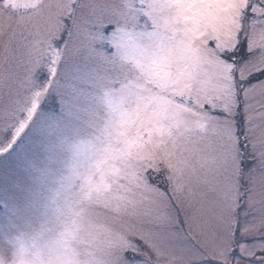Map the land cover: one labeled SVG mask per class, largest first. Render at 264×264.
Here are the masks:
<instances>
[{
  "label": "snow or ice",
  "instance_id": "1",
  "mask_svg": "<svg viewBox=\"0 0 264 264\" xmlns=\"http://www.w3.org/2000/svg\"><path fill=\"white\" fill-rule=\"evenodd\" d=\"M0 18V264H264V0Z\"/></svg>",
  "mask_w": 264,
  "mask_h": 264
},
{
  "label": "rangeland",
  "instance_id": "2",
  "mask_svg": "<svg viewBox=\"0 0 264 264\" xmlns=\"http://www.w3.org/2000/svg\"><path fill=\"white\" fill-rule=\"evenodd\" d=\"M6 23H9V21H6L3 18H0V25H4ZM252 105L254 106V108L256 109V111H260V105L264 104V96H261L259 94H257L254 99L251 101ZM3 185L2 183H0V188H2Z\"/></svg>",
  "mask_w": 264,
  "mask_h": 264
}]
</instances>
